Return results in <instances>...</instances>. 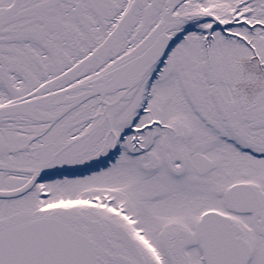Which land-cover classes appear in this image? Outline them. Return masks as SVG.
I'll return each mask as SVG.
<instances>
[{
  "label": "snow or ice",
  "instance_id": "snow-or-ice-1",
  "mask_svg": "<svg viewBox=\"0 0 264 264\" xmlns=\"http://www.w3.org/2000/svg\"><path fill=\"white\" fill-rule=\"evenodd\" d=\"M0 264H264V0H0Z\"/></svg>",
  "mask_w": 264,
  "mask_h": 264
}]
</instances>
